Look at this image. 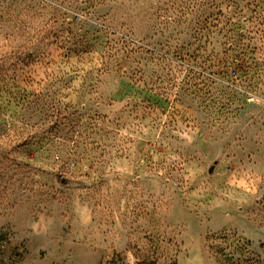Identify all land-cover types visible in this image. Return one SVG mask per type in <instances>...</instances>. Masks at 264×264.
<instances>
[{"label":"rangeland","instance_id":"374dc122","mask_svg":"<svg viewBox=\"0 0 264 264\" xmlns=\"http://www.w3.org/2000/svg\"><path fill=\"white\" fill-rule=\"evenodd\" d=\"M140 260L264 264V0H0V264Z\"/></svg>","mask_w":264,"mask_h":264},{"label":"trees","instance_id":"16d2710c","mask_svg":"<svg viewBox=\"0 0 264 264\" xmlns=\"http://www.w3.org/2000/svg\"><path fill=\"white\" fill-rule=\"evenodd\" d=\"M141 261V260H140ZM138 264H146L145 261L143 262V260L141 262H139ZM154 264V263H151ZM221 264V263H220Z\"/></svg>","mask_w":264,"mask_h":264},{"label":"water","instance_id":"95a60500","mask_svg":"<svg viewBox=\"0 0 264 264\" xmlns=\"http://www.w3.org/2000/svg\"><path fill=\"white\" fill-rule=\"evenodd\" d=\"M212 171H213V168L209 169V171H208V172H209V173H212Z\"/></svg>","mask_w":264,"mask_h":264}]
</instances>
